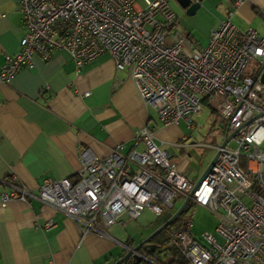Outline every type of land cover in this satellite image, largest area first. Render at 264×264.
Here are the masks:
<instances>
[{
  "label": "built area",
  "instance_id": "1",
  "mask_svg": "<svg viewBox=\"0 0 264 264\" xmlns=\"http://www.w3.org/2000/svg\"><path fill=\"white\" fill-rule=\"evenodd\" d=\"M136 1L18 0L24 33L18 50L5 55L0 65V85L20 68L32 67L35 56L45 61L54 50L69 55L75 72L107 54L116 70H128L161 125L183 119L191 126L190 117L208 98L226 120L235 147L205 144L217 156L194 187L161 141L156 142L154 128L144 125L134 133L141 150L121 152L122 144L116 143L107 156L98 157L82 148L76 180L46 177L36 192L9 183L0 204L35 199L69 218L80 239L87 234L112 239L104 229L121 224L122 213L136 219L148 208L159 215L162 206H172L177 193L184 199L192 191L189 200L211 211L216 225L214 233L198 237L191 233L189 220L173 231L169 244L185 264H264V85L258 81L264 68V36L250 26L239 30L226 15L205 45L198 46L175 29L176 15L166 0H142L141 8ZM249 61L259 65L254 78L243 75ZM112 241L148 264H160L125 242Z\"/></svg>",
  "mask_w": 264,
  "mask_h": 264
},
{
  "label": "crops",
  "instance_id": "2",
  "mask_svg": "<svg viewBox=\"0 0 264 264\" xmlns=\"http://www.w3.org/2000/svg\"><path fill=\"white\" fill-rule=\"evenodd\" d=\"M166 1L176 15L175 29L184 31L198 46L205 45L210 31L226 15L239 30L250 26L264 36V0H200L192 15H185L175 0ZM17 2L0 0V65L5 55L18 50L24 33ZM135 6L141 8L142 0ZM202 105L214 114L209 116L212 125L218 122L227 129L211 100L205 98ZM197 116L190 117L191 126L183 119L161 125L143 103L128 70H116L107 54L89 61L78 72L64 50H54L45 61L35 56L32 67L20 68L0 85V194L8 192L9 183L24 184L36 192L46 177L73 182L82 148L98 157L107 156L116 143L122 144L121 152L141 150L134 133L144 125L154 128L155 140L161 141L163 149L170 146L177 151L178 160L173 158L174 151L167 152L191 182L184 151L199 145L192 141L185 145L196 128ZM224 139L222 135L218 144H211L219 145ZM240 165L244 167L243 159ZM121 215V224L104 229L119 242L126 237ZM46 221H50L47 227ZM112 239L97 234L80 239L69 218L35 199L0 204V264H112L125 253L121 249L115 255Z\"/></svg>",
  "mask_w": 264,
  "mask_h": 264
},
{
  "label": "rangeland",
  "instance_id": "3",
  "mask_svg": "<svg viewBox=\"0 0 264 264\" xmlns=\"http://www.w3.org/2000/svg\"><path fill=\"white\" fill-rule=\"evenodd\" d=\"M258 70L259 65L254 61H249L243 70V75L254 78ZM195 115H198L196 128L191 132L192 134L185 141V145L191 141L199 145L187 146L186 150L184 151L185 156L189 161V180L191 181V183H194L196 179L201 175L207 163L215 154V150L213 148L206 147L204 145L211 144V142L218 144L219 139L222 135H224V138H227L230 134V132L226 128L220 127L218 122L212 125L209 119V116H211L212 114H210L209 108L207 106L205 107L204 105H202L200 111ZM213 116L214 114L212 115V117ZM224 122L226 125V121ZM180 125L182 127V124ZM226 146L227 148L232 149L235 147V143L232 139H229ZM261 146L262 148H264V142ZM167 147V151L169 153H172L174 151L172 147ZM176 152L177 151L175 150L173 154L175 157L173 158H175V160H178L176 158ZM248 176L252 178L251 174H248ZM182 200L183 198L177 193L172 200V206L170 208L162 206V213L159 215H155L148 208H144L140 216L136 219H130L125 213L122 214L120 219L124 223L122 227L123 231L126 234V237H122L121 240L123 242L125 241V239H127V241L129 240L128 247L130 249L133 248L163 221L166 213L174 211L179 206ZM187 220L191 221V233L197 237L202 232L214 233L213 231L216 225V219L214 217V214L204 206L195 204L190 201L185 209L177 216L175 221L172 223V226L184 223ZM114 247L115 255L123 252L121 250V246L118 243H115ZM138 264L143 263L139 262Z\"/></svg>",
  "mask_w": 264,
  "mask_h": 264
},
{
  "label": "trees",
  "instance_id": "4",
  "mask_svg": "<svg viewBox=\"0 0 264 264\" xmlns=\"http://www.w3.org/2000/svg\"><path fill=\"white\" fill-rule=\"evenodd\" d=\"M190 201L191 200L187 202L186 206ZM175 219L169 225H167L157 234L151 237L145 244L140 246L137 249V252L144 255L148 259L160 264H185L184 257L174 246L169 244V238L171 234L177 227H179L182 224L181 223L176 226H172V223L175 221ZM164 220L165 218L163 219V221ZM125 243L128 245V241H125ZM139 262H142L143 264H148L147 262L141 259H139L138 262H135V259L132 257L126 260L124 264H138Z\"/></svg>",
  "mask_w": 264,
  "mask_h": 264
},
{
  "label": "water",
  "instance_id": "5",
  "mask_svg": "<svg viewBox=\"0 0 264 264\" xmlns=\"http://www.w3.org/2000/svg\"><path fill=\"white\" fill-rule=\"evenodd\" d=\"M179 7L183 9L185 15H192L196 11V9L200 5V0H175ZM259 83L264 85V68L262 69V72L260 73L258 77ZM232 136V133L229 134L227 138H225L220 146L223 147L225 143L230 139ZM217 156V152H215L214 156L212 159L207 163L206 167L204 168L203 172L201 175L198 177V179L194 183V187L204 178V176L209 172L210 168L212 167L215 159ZM192 191H189L180 205L173 211V212H168L165 214V220L159 224L150 234H148L146 237H144L137 245H135L133 248H131L132 251H137V249L145 244L151 237H153L155 234H157L160 230H162L164 227L169 225L184 209L186 206L187 202L190 199ZM130 257L135 259V262H138L139 259L134 255L131 254V251L125 252L123 255L118 257L112 264H123L126 260H128Z\"/></svg>",
  "mask_w": 264,
  "mask_h": 264
}]
</instances>
